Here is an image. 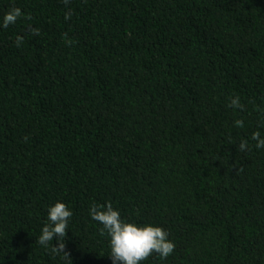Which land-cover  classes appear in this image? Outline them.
<instances>
[{
	"label": "trees",
	"instance_id": "trees-1",
	"mask_svg": "<svg viewBox=\"0 0 264 264\" xmlns=\"http://www.w3.org/2000/svg\"><path fill=\"white\" fill-rule=\"evenodd\" d=\"M13 7L31 19L0 27V264H112L89 215L108 203L169 233L143 264H264V0H0V23ZM57 202L67 260L37 243Z\"/></svg>",
	"mask_w": 264,
	"mask_h": 264
},
{
	"label": "clouds",
	"instance_id": "clouds-1",
	"mask_svg": "<svg viewBox=\"0 0 264 264\" xmlns=\"http://www.w3.org/2000/svg\"><path fill=\"white\" fill-rule=\"evenodd\" d=\"M67 6L70 0H62ZM24 17L20 8L13 7L3 17L0 27L8 28L15 25ZM71 19V10L65 14V20ZM32 35L39 36L40 30L28 28ZM23 41L22 36H17L16 46L20 47ZM71 43V41H69ZM229 107L243 110L239 96L231 99ZM236 127H243V120L235 121ZM252 139L256 141L257 149L264 148V138L259 131L252 134ZM241 152L248 151L249 146L246 141H241L238 145ZM91 219L101 225L99 235L109 238V257L112 264H143L154 254L162 259H167L175 250V244L169 240V233L159 226L137 225L133 222H126L121 219L120 212L114 210L111 203L106 205L92 204L89 210ZM73 216V212L65 203L57 202L47 209V221L41 229L37 243L44 248L51 246L52 253L62 254V258L69 259V254L65 251L64 239L68 232V225ZM56 238L57 244L53 246L50 242Z\"/></svg>",
	"mask_w": 264,
	"mask_h": 264
}]
</instances>
